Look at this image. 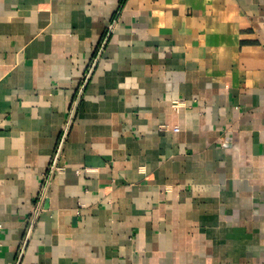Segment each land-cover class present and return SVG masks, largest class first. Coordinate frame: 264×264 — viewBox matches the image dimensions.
I'll return each instance as SVG.
<instances>
[{"label":"crops","instance_id":"1","mask_svg":"<svg viewBox=\"0 0 264 264\" xmlns=\"http://www.w3.org/2000/svg\"><path fill=\"white\" fill-rule=\"evenodd\" d=\"M0 225V264H264V0H0Z\"/></svg>","mask_w":264,"mask_h":264},{"label":"built area","instance_id":"2","mask_svg":"<svg viewBox=\"0 0 264 264\" xmlns=\"http://www.w3.org/2000/svg\"><path fill=\"white\" fill-rule=\"evenodd\" d=\"M116 25V20L113 21L111 24H109L108 28H107V32L105 33V37L102 41V44L100 45V48L97 52L96 57L93 60L92 66L90 67V69L87 71V73L84 76V79L82 81V83L80 84V86H78L75 95H74V99L73 102L71 104L70 110L68 112L67 115V119L66 122L64 124V127L62 129V132L57 140V144L56 147L54 149L52 158H51V162L48 166V168L46 169L45 173H43L42 177H41V186L39 189V193L33 203V206L31 208L30 211V215H29V226H28V231H27V236L30 234L31 230L33 229L37 219L39 218V216L45 211V203L47 202L48 199V193H49V189L52 183V180L54 179L55 176L62 174L65 171V166L62 165L61 163V157L64 151V147L66 145V141L68 139V135L70 132V129L72 127L74 118H75V114L77 111V107L80 104V101L82 99L83 96V91H84V87L86 86V84L88 83L94 66L96 64V62L99 60L103 48L109 38V36L111 35V33L114 30V27ZM173 108H176V102L173 104ZM160 132H167L168 128L165 126H162L159 128ZM174 132H178V129H174ZM2 228V226L0 225V229ZM23 250L21 251L20 255H22Z\"/></svg>","mask_w":264,"mask_h":264}]
</instances>
